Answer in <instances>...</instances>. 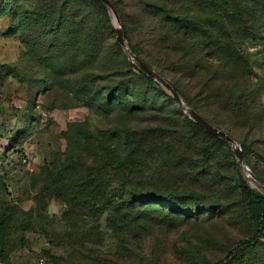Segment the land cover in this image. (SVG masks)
Segmentation results:
<instances>
[{
    "label": "trees",
    "instance_id": "1",
    "mask_svg": "<svg viewBox=\"0 0 264 264\" xmlns=\"http://www.w3.org/2000/svg\"><path fill=\"white\" fill-rule=\"evenodd\" d=\"M263 1L112 0L131 51L188 106L233 138L230 132L238 130L237 123L253 119L264 91L248 49L250 44L264 46L259 32L264 29ZM20 4L14 15L22 48L19 62L39 79L52 108L87 111L84 118L67 122L64 150L57 149L34 171L28 191L40 218L51 201L64 206L61 241L72 254H90L86 245L107 239L115 241L120 255L128 247L136 252L154 231L210 218L214 210L219 217L229 211L250 213L253 230L237 245H258L264 232V195L230 161V143L190 120L128 59L104 3ZM91 117L106 123L92 125ZM6 156L7 151L0 173L13 164ZM7 211V206L0 209V226L9 236L14 229L10 216L19 211H10L9 219ZM236 253L231 248L207 264H228ZM260 261L264 263V254Z\"/></svg>",
    "mask_w": 264,
    "mask_h": 264
},
{
    "label": "rangeland",
    "instance_id": "2",
    "mask_svg": "<svg viewBox=\"0 0 264 264\" xmlns=\"http://www.w3.org/2000/svg\"><path fill=\"white\" fill-rule=\"evenodd\" d=\"M21 1L0 0V161L7 151L6 157L13 163L5 165L0 173V209L8 207L4 215L8 219L10 211H19L10 216L14 229L9 236L0 226V264H38L39 258L45 264H207L223 258L231 248H237V253L228 264H264L259 262L264 254V232L254 247L237 245L239 239L248 237L253 230V217L245 211H229L219 217L214 210L211 213L215 215L210 218L164 227L147 237L137 247L139 251L128 247L124 255L116 252L112 239L86 245L92 254L73 255L71 247L61 241L65 234L60 223L64 206L53 200L42 218L35 214L34 202L28 194L31 176L51 160L57 149L64 150L62 132L67 122L84 118L87 111L52 108L51 98L41 92L39 79L31 77L25 71V63L19 62L22 48L14 29L17 24L14 15ZM106 9L115 30L112 15ZM259 32L264 35V29ZM11 34L16 35L12 38ZM248 49L252 53L253 72L264 82V46L250 44ZM90 122L97 126L106 123L102 117H91ZM237 125L238 130L230 133L245 147L244 164L256 171L264 183V91L257 97L250 123ZM230 147V161L236 162ZM247 183L256 189L251 182ZM21 212L31 213L30 217ZM206 214L204 211L202 215ZM22 223L26 225L24 229L20 228Z\"/></svg>",
    "mask_w": 264,
    "mask_h": 264
},
{
    "label": "water",
    "instance_id": "3",
    "mask_svg": "<svg viewBox=\"0 0 264 264\" xmlns=\"http://www.w3.org/2000/svg\"><path fill=\"white\" fill-rule=\"evenodd\" d=\"M104 5L108 8L112 15L113 22L115 24L116 32V42L120 45L125 55L128 59L136 65L143 73L150 78L151 80L159 83L165 90H167L172 96L173 100L176 102L178 107L183 111V113L194 123L200 126L206 133L221 138L222 140L229 142L232 146L233 154L236 158V163L241 175L249 182H251L254 187L261 194L264 195V183L258 179V177L251 171L243 162V153L240 144L232 136H230L226 131L214 126L208 122L200 113L195 109L188 106L177 90L158 72L153 68L149 67L145 62H143L136 54H134L131 49L128 47L127 41L124 37V27L121 22L120 16L112 2V0H101Z\"/></svg>",
    "mask_w": 264,
    "mask_h": 264
},
{
    "label": "built area",
    "instance_id": "4",
    "mask_svg": "<svg viewBox=\"0 0 264 264\" xmlns=\"http://www.w3.org/2000/svg\"><path fill=\"white\" fill-rule=\"evenodd\" d=\"M25 162V160H23ZM38 264H45V261L43 258L38 259Z\"/></svg>",
    "mask_w": 264,
    "mask_h": 264
}]
</instances>
